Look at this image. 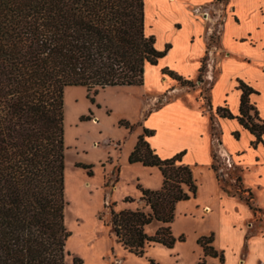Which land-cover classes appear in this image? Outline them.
Masks as SVG:
<instances>
[{
	"label": "trees",
	"instance_id": "1",
	"mask_svg": "<svg viewBox=\"0 0 264 264\" xmlns=\"http://www.w3.org/2000/svg\"><path fill=\"white\" fill-rule=\"evenodd\" d=\"M144 29V0H0V264H64L70 234L63 213V91L142 86L144 68L169 48L157 51ZM162 74L181 86L193 84L167 69ZM240 89L238 121L262 141L264 120L251 115L248 100L253 91ZM217 113L233 118L225 108ZM151 135L144 130L138 136L129 162L157 167L162 186L137 187L148 213L123 210L111 220L117 242L139 256L151 244L173 247L169 225L176 204L197 191L183 153L160 159L145 140ZM153 220L164 226L147 236L144 228ZM212 240L197 243L204 256L222 263Z\"/></svg>",
	"mask_w": 264,
	"mask_h": 264
},
{
	"label": "crops",
	"instance_id": "2",
	"mask_svg": "<svg viewBox=\"0 0 264 264\" xmlns=\"http://www.w3.org/2000/svg\"><path fill=\"white\" fill-rule=\"evenodd\" d=\"M144 28L157 51L169 48L144 68L142 86L173 98L152 110L142 105L140 131H152L145 140L160 159L183 153L184 165L213 172L212 200L203 209L218 216L217 231L207 236L223 260L205 256V264H264V136L255 142L238 121L240 84L253 91L251 115L264 120V0H144ZM163 69L192 86L179 85ZM219 108L233 118L219 116ZM233 166L239 176L231 182L249 202L220 185Z\"/></svg>",
	"mask_w": 264,
	"mask_h": 264
},
{
	"label": "rangeland",
	"instance_id": "3",
	"mask_svg": "<svg viewBox=\"0 0 264 264\" xmlns=\"http://www.w3.org/2000/svg\"><path fill=\"white\" fill-rule=\"evenodd\" d=\"M172 98L170 93H146L143 86L107 87L97 93L82 86L64 89L63 213L64 227L70 234L65 242L64 264H197L204 260L197 241L218 227L217 214L203 209L211 202L213 190V172L207 168L189 166L197 191L194 198L176 204L169 225L175 239L172 248L151 244L142 255H135L117 242L111 224L112 213L136 209L149 212L138 186L151 191L162 186L157 167L130 163L129 157L143 134L139 119L142 105L152 110ZM219 160L218 171L222 172L226 166ZM224 173L227 176L221 180V187L247 198L241 185L233 182L239 176L238 169L233 166ZM162 226L153 220L144 232L153 236Z\"/></svg>",
	"mask_w": 264,
	"mask_h": 264
},
{
	"label": "built area",
	"instance_id": "4",
	"mask_svg": "<svg viewBox=\"0 0 264 264\" xmlns=\"http://www.w3.org/2000/svg\"><path fill=\"white\" fill-rule=\"evenodd\" d=\"M226 163L229 164V162L226 160Z\"/></svg>",
	"mask_w": 264,
	"mask_h": 264
}]
</instances>
